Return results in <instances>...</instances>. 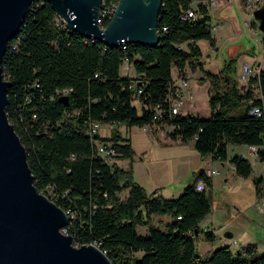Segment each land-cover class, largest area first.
<instances>
[{"label": "trees", "instance_id": "16d2710c", "mask_svg": "<svg viewBox=\"0 0 264 264\" xmlns=\"http://www.w3.org/2000/svg\"><path fill=\"white\" fill-rule=\"evenodd\" d=\"M191 1L163 0L159 42L127 41L123 47L57 25L55 18L60 17L52 4L35 0L3 56V75L10 81L6 113L26 148L35 184L57 205L70 209L76 239L100 243L113 264H264V253L256 252L257 242L239 250L226 244L209 256H196L199 233L209 240L216 237L213 229L200 225L211 210L208 187L213 180L205 168L193 173L179 196H165L158 188L149 192L131 166L120 164L133 155L129 137L116 127L110 135L99 129L93 134L87 131L99 121L128 126L154 123L155 107L165 101L175 67L184 69L188 61L196 64L193 58L202 54L197 40L215 41L206 2L197 4L196 18H180ZM126 57L135 76L122 73ZM229 57L218 72L207 71L214 87L209 116L182 112L156 124L173 125L168 133L183 142L194 140L203 157L227 160L228 145L234 143L255 145L264 161V115L251 113L254 105L264 110V67L245 84L236 76L237 56ZM66 88L71 90L64 93ZM65 94L68 103L60 98ZM99 142H109L117 154L107 160L98 150ZM230 161L237 174L251 175L248 157L235 154ZM202 178L207 184L199 190ZM262 181L263 176L257 177L259 192ZM153 214H169L171 219L156 223ZM139 226L147 231L140 232Z\"/></svg>", "mask_w": 264, "mask_h": 264}, {"label": "water", "instance_id": "95a60500", "mask_svg": "<svg viewBox=\"0 0 264 264\" xmlns=\"http://www.w3.org/2000/svg\"><path fill=\"white\" fill-rule=\"evenodd\" d=\"M34 1L0 0V264H113L98 246L76 247L72 236L60 231L68 214L38 189L26 148L6 113L10 81L3 75V56ZM47 1L70 29L108 45L159 42L163 0H120L106 28L97 23L102 0ZM254 16L264 32V3L254 10ZM60 98L68 103V95ZM225 235L231 237L233 231L227 230Z\"/></svg>", "mask_w": 264, "mask_h": 264}, {"label": "rangeland", "instance_id": "374dc122", "mask_svg": "<svg viewBox=\"0 0 264 264\" xmlns=\"http://www.w3.org/2000/svg\"><path fill=\"white\" fill-rule=\"evenodd\" d=\"M211 16L216 38L214 43L206 38L200 39L199 43L204 53L199 58H193L192 61L196 62L194 66L190 61L186 65L189 84L185 93L187 99L185 106L193 100L194 113L204 117L210 115L209 98L214 89L213 81L207 71L218 72L221 69L227 56V47L232 48L241 43L242 51L237 57V69L246 61L256 65L261 61L264 63V32L259 29L255 33L251 27L253 31L251 35L243 25V21L247 18L255 21L254 14L244 12L237 0H219L217 5H212ZM237 30L241 31V34L233 38ZM234 41L236 43L232 44L231 42ZM213 44H216L218 48L213 49ZM132 68L130 62H125L121 67L122 73L135 74ZM236 76L238 78L237 74ZM240 82L244 83L242 80ZM255 91L259 92L257 88ZM190 92L193 93L191 97ZM97 126L102 135L112 133L114 131L112 126H115L123 135L130 138L134 148L133 155L120 162L132 167L135 178L149 192L158 188V193L165 196H179L191 179V175L185 173L186 167L198 166L199 161L203 160L195 146L188 145L187 152L182 154V142L175 140L168 132V140L164 139L166 132L161 129L156 131L148 124L128 126L125 123H115L111 126L108 122L99 121ZM236 145L238 144H234ZM232 147L230 153L234 154ZM213 164V167L219 171L214 173V182L208 187L211 210L205 221H208L207 227L214 230L216 237L209 240L204 233H199L196 237L198 251L204 256H209L216 248L226 244H230L234 250L242 249L247 244L246 240L250 238L245 233L251 231L257 232V238H251L258 243L257 254L264 253V202L261 200L262 193L258 191L256 184L257 177L264 175V169L261 164L256 163L250 176L244 180L240 178L236 180L234 177L226 179L230 176L225 173L229 163L225 166H222L221 162ZM200 167L201 165L198 166ZM49 191L51 192L50 188ZM170 219L169 214H153L152 217V221L160 224ZM138 228L142 233L147 231L145 226ZM227 230L233 231L234 235L226 236ZM242 231L246 232L242 233ZM234 239L237 242H234ZM141 254L142 252L139 251L138 255Z\"/></svg>", "mask_w": 264, "mask_h": 264}, {"label": "built area", "instance_id": "2783aa9c", "mask_svg": "<svg viewBox=\"0 0 264 264\" xmlns=\"http://www.w3.org/2000/svg\"><path fill=\"white\" fill-rule=\"evenodd\" d=\"M119 1L120 0H106V8H100L99 9L98 18L100 19L102 24H106L108 22L110 16L116 12L118 5H119ZM206 3L208 5L209 4L210 5H216L218 3V0H208ZM245 5H246L248 12L254 14V10L257 7H259V5H260V0H246ZM196 17H197V4H193V2L191 1L188 6L184 7L181 10L180 18L182 20H190V19H194ZM55 22L59 26L67 25V20L62 15H61V18H55ZM244 23L247 26L252 25V21L248 18L245 19ZM255 23H258V22L255 20ZM163 28H164V30H166L167 26H164ZM126 42L127 41L123 42V47H126ZM125 62L128 63L129 58L126 57ZM261 68H262L261 66L256 65L255 63L244 62L242 65V71H241L242 81L248 83V80L251 77L259 75ZM96 74H98V73H96ZM188 79L189 78H188V74H186V68L181 69L180 67H175L174 79L170 83L168 95H167L164 102L159 103L155 107L154 120H153L154 123H150L148 125L160 126V128H162L164 130V132H166V133L174 127L173 125L165 124V123H162L161 125L156 124V122L162 121V119L164 117H173L174 115H176L178 113H182V106L185 103L184 89L189 84ZM70 90H71V88H66V89H63L62 91L64 93H67ZM140 91H142V89H140L139 92ZM164 103L167 104V107L164 106ZM251 113H253L257 116H262V115H264V110L260 105H254L251 108ZM200 130H202V127H200ZM87 131L90 134L96 133V131H98L97 124L94 123V125H93V123H92L90 126H88ZM197 137H198V134L196 133L194 135L193 139H195ZM107 144L108 145H106L102 142H99L98 143V150L100 153L103 154V156L107 160H109L113 156H115L117 154V152H116L115 148L110 145L109 142ZM249 147H250L251 152L257 154L258 148L255 145H251ZM207 174L211 175L209 173V171H207ZM206 184L207 183H206L205 179H203V178L199 179V181L197 183V189H199V190L204 189L206 187ZM262 185L264 188V177H263ZM64 210L68 214V225H63L62 227H60V231L65 235L70 234L72 236V244L76 247H80L83 244H94V245L98 246L103 253L107 254L108 249L101 247V244L96 242V241L91 242V243H84V242L78 241L76 239L75 235L73 233H71V229H70V222H71V220L69 219L70 209L68 208V209H64ZM234 242H236V239H234Z\"/></svg>", "mask_w": 264, "mask_h": 264}, {"label": "crops", "instance_id": "0c3cea01", "mask_svg": "<svg viewBox=\"0 0 264 264\" xmlns=\"http://www.w3.org/2000/svg\"><path fill=\"white\" fill-rule=\"evenodd\" d=\"M200 1H205V0H192V2H193V4H198ZM206 1H208V0H206ZM205 1V2H206ZM226 1H228V0H226ZM238 1V4H239V6H240V8L242 9V10H244V12H246V13H248V10H247V8H246V5H245V1L246 0H237ZM218 2H219V0H218ZM264 3V0H260V5H262ZM218 4V3H217ZM216 4V5H217ZM259 5V6H260ZM209 7H210V12H211V8H212V5H210L209 4ZM243 25L248 29V31H249V33L252 35L253 34V31H251V27L254 29V32L256 33L260 28H259V25H258V23H255V21H252V25L251 26H247V25H245V23H244V21H243ZM212 31H213V35H215V32H214V26L212 25ZM240 34H241V31H239V30H237V33L235 34V35H233L232 37L233 38H236V37H239L240 36ZM216 39V38H215ZM207 40H209V39H207ZM199 41H200V39L199 40H197L196 42L199 44V46H200V43H199ZM263 42H264V40H263ZM232 44H234V43H236L235 41L234 42H231ZM237 46H234V47H227V56H226V59H225V61L226 60H228L230 57L229 56H231L232 54H234L235 56H237V57H239V54L241 53V43L240 44H236ZM213 49H217L218 47L216 46V44H213ZM200 49H201V52L202 53H204L203 52V49L201 48V46H200ZM225 61H224V63H225ZM246 62H251V61H246ZM253 63V62H252ZM224 65V64H223ZM257 65H259V66H261V67H264V63L261 61V62H259ZM133 67V66H132ZM134 68V67H133ZM132 68V69H133ZM222 68V67H221ZM135 71V70H134ZM241 71H242V67H241V65L239 66V69H237L236 68V74L238 75V79L239 80H242V78H241ZM131 76L132 75H136V72H135V74H130ZM244 82V81H243ZM245 83V82H244ZM246 84V83H245ZM186 90H187V87L184 89V94L186 93ZM258 94H260V92H258ZM193 95V93L192 92H190V97ZM262 96H263V98H264V95L263 94H261ZM186 101H187V99H186V97H185V103H184V105L182 106V112L183 113H194V107H195V102H193V100L191 101L190 100V102H189V104H187L186 106H185V104H186ZM195 114V113H194ZM109 124H111V126L113 125L112 123H109ZM113 128H115V126H112ZM153 128H155V130L156 131H159L160 129L164 132V130L162 129V128H158V129H156V127L155 126H152ZM157 127H160V126H157ZM111 134V133H110ZM110 134H103V135H110ZM167 134V133H166ZM168 136H169V134H167L165 137H163L164 139H166V140H168L167 138H168ZM175 140H177V141H180V142H182V154H184V153H186L187 152V149H188V145H193V146H195L194 145V140H189L188 142H183L181 139H180V137H178V138H175ZM174 141V140H173ZM173 141H170V142H173ZM168 141H166V143H167ZM175 143V142H174ZM231 146H233L232 147V153L234 152V154H231L230 152H231V150H230V148H231ZM194 154H196V153H194ZM235 154H240V155H243V156H246V157H248L250 160H251V162H252V165H253V167H254V165L256 164V163H259V164H261V166H262V168L264 169V161L263 160H261L260 158H259V156L256 154V153H253V152H251V150H250V147H249V145H247V144H238V145H236V146H234V144L233 143H229V145H228V159L227 160H224V161H219V160H217V159H213L212 157H210V156H207V157H203V156H201V154H200V156H201V158L203 159L202 161H199V165H201V167H203V168H205L207 171H209V173L211 174V176H212V180H213V182H214V173L216 172V171H219V170H217L216 168H214L213 167V163L214 162H221L222 163V166H225L226 165V163H229L230 165L227 167V169H226V171H225V173L226 174H228V175H230L229 177H227L226 179H228V178H230V177H234L236 180L237 179H242V180H244L245 178H247V177H244V176H242V175H239V174H237V172H236V170H235V165L230 161V158L233 156V155H235ZM182 156H184V155H182ZM120 163V162H119ZM121 165H123V166H126L127 164H125V163H120ZM198 165V166H199ZM198 166H196V165H194V166H187L186 167V171H185V173H187V175H191L190 177H191V179H192V176H193V173L197 170V169H199L198 168ZM253 172V171H252ZM264 174V173H263ZM250 176V175H249ZM263 177H264V175H263ZM190 179V178H189ZM190 179V180H191ZM155 189H157V188H155ZM154 189V190H155ZM261 193H262V198H261V200H262V202H264V188H263V185H261ZM208 215V214H207ZM207 215L200 221V225L201 226H203V227H207V226H209L208 225V221H205V220H207L206 218H207ZM246 231H242V233H245ZM245 234H248V237H250V238H248L247 240H246V243H248V242H251V241H253L251 238L252 237H255V238H257V232H249V233H245ZM233 235H234V232H233ZM253 242H257V241H253Z\"/></svg>", "mask_w": 264, "mask_h": 264}, {"label": "bare ground", "instance_id": "6f19581e", "mask_svg": "<svg viewBox=\"0 0 264 264\" xmlns=\"http://www.w3.org/2000/svg\"><path fill=\"white\" fill-rule=\"evenodd\" d=\"M104 4H106V3H104V0H102L101 7H100V8H103ZM56 14H57L58 17L61 18V15H60L57 11H56ZM112 15L114 16V14H112ZM112 15H111V16H112ZM159 15H160V14H159ZM111 16H110V18H111ZM110 18H109V19H110ZM97 23H98V25L100 26V28H106L107 26H106V27H103V26H105L108 22H107L106 24H102V22L100 21V19L97 17ZM100 23L102 24V26L100 25ZM65 26L68 27V25H65ZM68 28H69V27H68ZM157 30H158V29H157ZM8 44H9V42H8ZM121 44H123V42H122ZM4 78H5V77H4ZM46 195H47V194H46ZM65 225H68V222H67V224H65Z\"/></svg>", "mask_w": 264, "mask_h": 264}]
</instances>
